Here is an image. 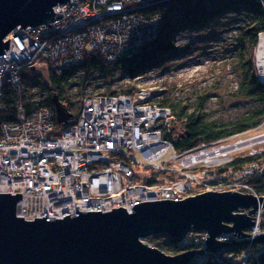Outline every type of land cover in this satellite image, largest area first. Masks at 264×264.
<instances>
[{
	"label": "built area",
	"instance_id": "1",
	"mask_svg": "<svg viewBox=\"0 0 264 264\" xmlns=\"http://www.w3.org/2000/svg\"><path fill=\"white\" fill-rule=\"evenodd\" d=\"M166 1L69 0V5L53 7L51 28H19L16 37H9L10 50L0 56V111L7 93L22 94L25 69L42 66L61 77L81 66L87 52L97 53L105 66L130 59L158 38L162 18L148 12ZM255 49L254 74L264 84V55L257 58L264 49V30L257 34ZM155 97L154 91L145 89L133 95L85 97L77 119L65 124L60 135L54 134L55 113L50 107L41 105L31 111L17 103L14 120L0 123V193L21 194L16 215L34 221L63 219L76 211L106 213L119 207L130 213L138 203L179 201L225 189L264 197L249 183L264 173L262 163L237 170L230 180L227 175L215 176L204 170L229 162L230 158H217H226L235 150H248L249 157L262 155L258 146L264 145V119L256 131L229 137L260 132L236 140L234 145L204 143L181 152L165 137L173 112L152 104ZM212 161L217 165L210 164ZM146 173H152V178L162 173L167 177L155 183L137 179L148 177ZM250 217L254 224L245 231L249 236L238 238L229 233L217 240L241 242L264 233V206ZM193 236L195 251L204 250L207 234L201 231ZM252 244L243 248L234 264H247ZM210 254L205 252L193 263L204 264V256Z\"/></svg>",
	"mask_w": 264,
	"mask_h": 264
},
{
	"label": "water",
	"instance_id": "2",
	"mask_svg": "<svg viewBox=\"0 0 264 264\" xmlns=\"http://www.w3.org/2000/svg\"><path fill=\"white\" fill-rule=\"evenodd\" d=\"M69 0H0V56L9 51V37L19 28L47 25L53 7ZM51 101L56 122L68 123L72 114L57 94ZM21 194L0 193V264H193L205 252L216 253L229 243L264 245V233L254 239L222 243L233 233L238 238L254 224L250 215L264 206V197L239 192H205L183 200L142 202L127 213L79 212L63 219L16 216ZM247 213H242L243 211ZM205 232V249L167 255L143 240L166 235L181 243L192 232Z\"/></svg>",
	"mask_w": 264,
	"mask_h": 264
},
{
	"label": "rangeland",
	"instance_id": "3",
	"mask_svg": "<svg viewBox=\"0 0 264 264\" xmlns=\"http://www.w3.org/2000/svg\"><path fill=\"white\" fill-rule=\"evenodd\" d=\"M224 2H215L211 6L216 7ZM163 9L168 10L173 8L167 5ZM160 12V14L153 13L151 10L148 14L164 16L162 19L163 23L173 22L170 25H174L182 19L185 8L180 7L179 12L170 11L172 12L170 15L162 12V10ZM174 13L179 14L178 16H174ZM247 20L248 16L245 11L231 9L222 15L212 17L210 20L207 19L201 26L190 27L181 32H179V28L169 26L172 28L171 32L176 31L172 34L173 36L170 41L174 47L173 50L160 55L149 68L136 73L134 76L127 74L126 64L124 62L119 63L120 65H114L113 75L107 79H104L98 74H89L87 76L81 70H78L74 75L70 74L68 78L70 82L67 85L69 87H59L57 91L64 99L73 104V108L71 109L72 116L68 122L77 119L85 97L97 95L116 96L118 94L129 95L123 92L126 87L132 90L134 94L141 89L154 91L156 97L151 103L159 107H167L159 104L162 99L172 101L187 99L191 106L187 112L193 111L194 107H202V112L205 114V122L207 123L220 125L248 117L255 110L256 104L252 99L245 97L237 91L241 79L239 62L240 43L238 35L239 29L244 26ZM161 39L163 40V37ZM151 44L154 43L151 42L147 46ZM255 52L256 49L254 46L248 55V61L251 63L253 70ZM49 73L48 68L42 66L35 70L25 69L23 71L25 78H22V102L28 105L31 111H34L38 106L45 105L44 100L51 94ZM33 77L35 78L34 82L32 81L34 79ZM33 83L35 84L33 85ZM173 122L174 117L171 120V125ZM258 125L241 133L252 130L256 131ZM258 133L228 140L229 137H233L235 134L211 142H203L197 146L209 143L213 144L212 146L226 147L229 146L228 144L234 145L233 143L236 140L249 138ZM261 143L264 144V142ZM251 147L257 149V145H252ZM258 148L264 151V145L258 146ZM230 153H228L226 158H217L218 161L221 159V161H224V159L227 160V158H230L229 162L226 161L227 163L223 165L207 167L204 170L210 171L215 176L227 175L230 177L228 180H230L233 177L231 173L234 174V172L227 173L223 171L222 174L217 172L224 170L235 159L249 157L248 150L241 149ZM134 156L137 157V155ZM210 164L217 165L215 161L210 162ZM145 176H148V173ZM137 179H149V182L155 183L162 182L163 178H152V173H149L148 177ZM151 179L157 181H151ZM228 191L237 192L232 189H225L222 192ZM249 230L246 231L249 232ZM192 237L193 233L189 234L184 242H188ZM168 240H170L168 236L161 235L144 239L143 242L154 248H157L156 245H160L164 249H157L168 254V250H166L168 248L167 244L170 243ZM242 247L246 248V246Z\"/></svg>",
	"mask_w": 264,
	"mask_h": 264
},
{
	"label": "trees",
	"instance_id": "4",
	"mask_svg": "<svg viewBox=\"0 0 264 264\" xmlns=\"http://www.w3.org/2000/svg\"><path fill=\"white\" fill-rule=\"evenodd\" d=\"M224 1L225 0H169L162 2L158 7L154 6L152 9L153 13L160 14V10H162V12H166L169 15L170 13L172 14L170 11L179 12L180 7L185 8V12L183 15L181 14L183 20L181 19L180 22H177L174 25H170L173 24V22H162L161 31L158 38L153 42L154 44L144 47L142 51L132 56L130 59H123L115 64L118 65L119 63L124 62L126 64L127 74L134 76L136 73L149 68V66L155 63V59L160 55L169 53L173 50L174 47L170 41L173 36L172 34L176 31L171 32L172 28H179V32H181L187 28L189 29L190 27L201 26L207 19L210 20L212 17L222 15L231 9H239L247 13L248 20L244 26L239 29L238 35L240 43L239 62L241 68V79L239 81L237 91L255 102V110H253L248 117L242 120L216 125L214 123L205 122V114L202 112V107H194L193 111L188 113L187 110L191 106L187 99L180 101L162 99L159 104L171 108L174 117V122L165 137L169 139L175 148L181 152L194 148L203 142H211L216 139L239 134L254 128L264 119V84L257 81L253 67L248 61V55L256 44L257 34L264 30V0ZM215 2L224 3L216 7H212L211 4ZM167 5H170L173 9H163ZM177 6H179V8H177ZM178 14L174 13V16H178ZM161 18L163 19L164 16H161ZM169 26L173 27L170 28ZM161 37H163V40H160ZM113 66H105L104 61L97 53L87 52L83 64L75 70L67 71L61 77H57L50 71L49 83L51 84V94L44 100L45 105L50 107L54 112L51 97L53 95L52 93H55L58 95L59 100L66 105L68 111L71 113L73 104L70 101L68 102L59 92H57L59 87H67L68 82H70V80H68L70 74L74 75L78 70H81L84 74H87V76H89V74H98L104 79H107L113 75ZM22 78H25L24 75ZM32 81L34 82L35 78ZM34 84L35 83H33V85ZM123 92L125 94H134L132 90L128 89V87H126ZM22 100V94L19 96L17 93L6 94V98L4 99V109L0 111V123L14 120L15 106L17 103L23 104L26 109L30 110L29 106L23 103ZM71 123L72 122H68L67 125ZM54 125V134L60 135L65 128V125L58 124L56 120ZM255 162L262 163L264 165V153L260 156L235 159L230 165L225 167L224 170H220V172L217 173L222 174L223 171H226L227 173L234 172ZM157 177L165 179L167 175L162 173L157 174ZM151 181L157 180L151 179ZM249 183L254 187L258 194H264V173L261 176L257 175L252 177ZM196 233L197 232H193V234ZM157 236L161 235H156V237ZM184 240L181 243H176L172 239L168 240L170 243L167 244V255H178L183 252L196 250L197 242L194 240V236L188 242H184ZM232 243H229L230 246L219 250L215 254L204 256V264H234L235 258L241 253L243 247L238 244L231 245ZM156 247L162 250L164 249L160 245H156ZM193 264L196 263L194 262ZM247 264H264V245L252 244L250 246V260Z\"/></svg>",
	"mask_w": 264,
	"mask_h": 264
},
{
	"label": "bare ground",
	"instance_id": "5",
	"mask_svg": "<svg viewBox=\"0 0 264 264\" xmlns=\"http://www.w3.org/2000/svg\"><path fill=\"white\" fill-rule=\"evenodd\" d=\"M263 55H264V49L263 50H259V52L257 53V58L259 60H261L263 58ZM236 171H234L235 173ZM232 174V173H231ZM75 215V214H74ZM17 216V215H16ZM69 216H73V215H69Z\"/></svg>",
	"mask_w": 264,
	"mask_h": 264
}]
</instances>
